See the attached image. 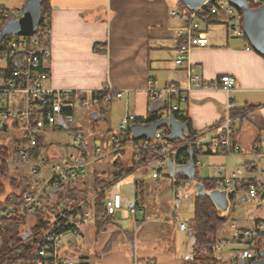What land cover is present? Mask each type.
I'll return each mask as SVG.
<instances>
[{
    "label": "crops",
    "instance_id": "obj_1",
    "mask_svg": "<svg viewBox=\"0 0 264 264\" xmlns=\"http://www.w3.org/2000/svg\"><path fill=\"white\" fill-rule=\"evenodd\" d=\"M24 3L25 0H0V7L22 10ZM47 6L50 8L51 55L45 65L50 74L44 81L46 88L62 91L71 97L75 93L86 95L85 92H97L107 84L113 90L122 91V97L117 99L126 114L132 111L137 118L145 121L151 113L149 107L155 102L150 99L147 89L175 84L186 96L179 110L184 111L191 129L204 142L215 135L212 128L221 119L226 100L229 99L235 105L231 138L242 149L232 155H219L210 149L195 152L192 157L194 182L209 179L215 185L216 172L226 177L241 169L232 198L239 190L245 196L247 192L249 195V188L257 176L261 195L264 196V57L248 45L244 36H236L229 31L225 16L203 20L206 25L221 22L225 28H217L212 36L199 28L207 35L209 44L192 48L188 59L193 66L192 72L198 74L205 84L213 83L223 74L234 76L235 84L228 93L211 87L190 86L188 70L176 64L175 50L181 42L176 32L184 22L171 16L170 11L185 12L178 0H48ZM113 97L102 99L89 109L102 115L105 111L102 105L107 104L106 108L109 109ZM245 106L252 107L236 112ZM76 109L81 108L75 105L72 109L74 126L83 135ZM94 115V119H98V114ZM56 130L54 127L46 128L41 138L45 140L46 133L51 136ZM5 134L12 135L13 143H5L0 136L1 143L10 147L20 144L13 131L7 129ZM128 139L123 142V148L111 142L107 152L100 153V149L95 153L98 168L92 170L91 174H80L78 178L81 182L71 189L91 190L93 185L105 180L108 185H102L99 191L104 193L108 188L117 192L122 197L124 208L135 205L142 211H117L104 224L87 226L78 234H61L59 254L72 258V252L76 251L80 264H179L173 253L163 248L169 239H157L155 229L162 225L160 223L176 216L175 208L172 211L162 204L166 190L172 193L170 176L174 174L180 179L187 177L181 178L175 168L166 166L162 167V172L166 173L164 178H153V165L147 164V161L136 165L139 152L127 147L131 141ZM44 140L39 142V154L44 153L45 146L49 147L44 157L58 162V148ZM256 147L262 151L257 161L253 153ZM82 150L78 159L88 163L90 160L85 158ZM114 155L125 164L124 168L115 170L111 165H106L108 158ZM190 159L185 162L179 159L177 165H186ZM123 169L127 171L117 176ZM72 182L74 180H69V183ZM65 188L62 187L60 193L66 192ZM141 192L143 198L139 195ZM89 195L92 196L91 193ZM136 198L141 203H137ZM255 201V198L251 199V202ZM262 206L264 204L258 207L260 210L257 209L251 228L264 219ZM86 207L91 206L88 204ZM71 220L72 217L69 222ZM64 235L70 237L63 241ZM74 236H78L80 245L73 243ZM157 240L161 241L158 247Z\"/></svg>",
    "mask_w": 264,
    "mask_h": 264
},
{
    "label": "built area",
    "instance_id": "obj_2",
    "mask_svg": "<svg viewBox=\"0 0 264 264\" xmlns=\"http://www.w3.org/2000/svg\"><path fill=\"white\" fill-rule=\"evenodd\" d=\"M252 2L263 4L264 0H252ZM20 15V9L0 7V27L6 20ZM170 15L184 22V25L176 32V36L181 39V42L175 50V62L178 66L185 67L188 70L190 86L196 88L211 87L228 93L235 84L236 79L234 76L223 74L213 83L205 84L200 81L198 74L192 72L193 66L189 62L188 54L192 48H202L209 44L207 35L198 30V25L194 21L197 16L202 20L212 16H225L229 31L236 36H244L241 28V12H238L236 8L224 1L207 0L195 10L185 11L184 13L172 10ZM7 37L9 38L5 41L3 39L0 43H3L0 47V136L5 134L7 129L11 130L20 140V144H17L19 148L17 160L14 155H10L8 159L0 156V160H3L7 165V171H3L0 166V178H2L1 182L5 185V190L9 191L5 178L12 174L20 176L17 170L27 165L29 171H27V174H22L30 178L34 192L24 194L21 203L6 204L4 198L0 199V230L3 229L2 220L7 218L12 210L22 209L27 216H30L36 209L44 206V198L52 188H57L68 180H75L81 174L77 171L78 166L82 164V162H78L79 159H75L73 164L64 163L60 165L58 162H48L44 156L39 154L38 137L42 135L43 131L46 128L59 125V122L66 127L75 128L72 113L75 105L83 109H89L99 103V95H102L103 99L106 100L112 96L122 97L121 90H113L107 84L97 92H85L86 95L75 93L71 97H67L62 91L46 88L44 81L50 76L45 66L51 55L49 42L46 45L43 44L41 39L36 36V32L30 36L10 35ZM8 64L15 65L11 76L5 74ZM147 91L151 100L162 102V108L157 111L159 117L173 115L176 118V115H181L179 105L185 102L186 96L184 91L177 85L167 84L161 88L150 87ZM234 108V103L227 99L221 119L212 128L215 135L208 142H204L199 134L194 132L185 135L183 141L167 145L168 142L165 136L168 134V128L162 127L155 132L152 141L144 139L133 142L131 140L127 147L138 152L142 149L159 148L156 154L146 162L153 165L151 175L153 178L158 179L166 176V173L162 172V167L175 168L178 164L176 156L182 150L191 149L199 152L210 149L220 155L239 153L242 149L241 146L231 138L232 111ZM136 119L132 111L122 118L119 124V133L111 137L112 144L117 145L116 147H124L120 133L124 132L132 123L143 122ZM82 139V133L77 131L74 135V141L80 144ZM0 146L6 145L0 142ZM99 151V147L95 148V153ZM253 153L256 161L262 155V151L258 147L253 149ZM179 159L184 162L186 157L182 156ZM168 161L171 162V167L167 164ZM240 174L239 169L226 177L220 172H216L214 177L215 187L225 190L227 195L235 193V181ZM169 181L173 195V211L176 199L183 195V190L190 187L191 180L180 179L172 174ZM259 183L260 179L257 176L249 188L251 199L256 197ZM7 200L12 202L11 198ZM102 204L103 208L100 211H95L91 207L83 208L81 213L72 217L67 229L62 228L64 231L60 234L44 233L43 236L46 238L44 245L33 249L38 256L35 264H75L71 258L59 254L61 234L66 232L78 234L87 226L98 222H106L117 211L128 213L142 211V208L135 205L124 208L121 195L108 188L104 191ZM179 227L182 230L189 229L184 222H181ZM232 236L236 241H243L244 244L237 259H242L244 264H251L255 255V243L260 241L264 244V219L257 221L251 229H234ZM223 244V241L220 242L218 248Z\"/></svg>",
    "mask_w": 264,
    "mask_h": 264
},
{
    "label": "trees",
    "instance_id": "obj_3",
    "mask_svg": "<svg viewBox=\"0 0 264 264\" xmlns=\"http://www.w3.org/2000/svg\"><path fill=\"white\" fill-rule=\"evenodd\" d=\"M48 0H43L41 5V17L36 30V36H38L43 44L49 42V32H50V8L47 6ZM250 7L254 8L260 4H254L252 0H248ZM178 3L183 10L191 11L183 2L178 0ZM205 9V8H204ZM237 10V9H236ZM240 12L239 10H237ZM213 18H217L212 16ZM218 19V18H217ZM245 37V36H244ZM9 37H5L4 41ZM3 44V43H2ZM0 44V47L2 46ZM15 68V65L8 64L5 70V74L11 76V72ZM99 102L102 101L103 96L99 95ZM252 106H245L236 112L246 111ZM234 111V110H233ZM181 115H176V118L185 123L188 127L189 134L194 133L191 129L190 122L187 115L183 110H180ZM137 118V117H136ZM160 118L157 112L149 113L147 119L143 122L153 121ZM136 120L141 121L139 118ZM16 124V123H15ZM56 129H62L60 125L54 126ZM73 136L76 134L78 129L67 126ZM39 138V137H38ZM121 142L126 139H130L133 142L141 141L147 139L145 137L134 138L131 134L129 126L120 133ZM148 141H152L149 139ZM38 139V145H39ZM178 141L173 142L176 144ZM169 144V143H166ZM159 148L153 149H142L137 155L139 159L135 162L136 165L146 162L149 158L156 154ZM19 148L17 146H0V156L4 159H8L10 155H14L17 160V154ZM195 153L189 154V151L182 150L178 152L176 159L179 161L180 157H186L184 160L187 161L190 157H193ZM179 164V163H178ZM0 166L3 171H7V165L3 160H0ZM16 170V169H15ZM127 169H123L118 172L117 176L123 175ZM177 175L184 178L183 172H177ZM80 176V175H79ZM78 176V177H79ZM76 178L74 182L69 183V180L65 184H61L59 187L55 188V192L51 191L45 196V203L42 208L36 209L33 214L27 216L25 211L22 209L12 210L8 217L2 220L3 229L0 230V264H35L38 256L33 253L34 248H39L44 245L46 238L43 236L44 233L50 232L54 234H60L69 227V219L76 214L81 213L84 207L88 204L95 211H100L103 208L102 200L104 198V193L99 191L102 185H108V181H101L98 185H93L91 190H77L76 184L80 183V179ZM9 187V191L5 190V185H3L2 178H0V198L5 199V203L14 204L21 203L22 196L24 194H32L34 190L31 187V180L29 177L20 174L16 176L14 174L5 178ZM76 182V183H75ZM203 187L209 191L215 188L212 180L206 179L200 182ZM66 186V188H65ZM68 186V188H67ZM65 188V191L60 193L61 188ZM90 191V192H89ZM55 193V194H54ZM91 193L92 196L89 195ZM143 198V192L139 194ZM232 195H229L230 200H232ZM8 198L12 199V202H8ZM140 200L136 198L137 203ZM220 210L211 202L208 197H195L193 217L188 222L190 228V234L193 237V257L185 260L184 264H223V261L214 257L213 252L215 250V234L217 228L225 222V218L220 216ZM104 224L106 222H98ZM255 255L252 261L260 257V252L264 250V244L256 242L254 245ZM204 252V254H202ZM237 260V257L234 258Z\"/></svg>",
    "mask_w": 264,
    "mask_h": 264
},
{
    "label": "rangeland",
    "instance_id": "obj_4",
    "mask_svg": "<svg viewBox=\"0 0 264 264\" xmlns=\"http://www.w3.org/2000/svg\"><path fill=\"white\" fill-rule=\"evenodd\" d=\"M194 21L197 23L198 29L200 28L205 30L208 36L215 34L217 32V28H225V25L221 22L209 23L206 25L199 16H197ZM106 106L107 104L105 106L102 105V107L105 109L102 115L97 113L98 119H94L92 116L93 111L91 109L81 110L83 109L81 107V109H76V118L81 120V130L84 136L80 144H77L74 141V136L68 129H57L51 133V136L46 133L45 140L44 137L41 138L40 135L38 138L39 141L44 140L49 143V145L52 143V147L56 146L58 148L59 157L57 161L60 165H63L64 163L73 164L74 160L79 158L78 156L81 154V150L83 149L84 151L82 150V152L86 154L85 158L90 161L88 163L85 161L79 165L77 171H79L81 174L90 173L92 170L98 168L97 162H95V148L100 147V153L107 152L111 143L109 141L110 136L119 133V124L126 114L124 109L119 105L118 99L115 97L112 98L109 109L106 108ZM98 110L99 106L96 107V112H98ZM10 135L3 134L1 139L5 141V143L12 144L13 140H11L12 137H10ZM48 148L49 147L45 146L43 149L44 153L41 151L43 156H45L47 153ZM118 159L119 158H117L116 155L111 156L108 158L109 162L106 163V165H111L115 168V170L124 168L125 164L122 161H118ZM47 160L48 162H54L52 158H48ZM27 171L29 170L28 166L26 165L20 167V169L17 170V173L27 174ZM195 184L196 183L194 180H191L190 187L183 190V195L176 199L174 207L176 216L170 217L171 219H169L168 222L160 223L162 225H158V227L155 229V232L157 233V239H169L163 248H168V251L173 253L174 259L179 262V264H184L185 260L193 257V237L190 234L189 229H185L184 231L180 230L179 224L184 222L188 225V222L193 217L196 197V190L194 187ZM169 191V189L166 190V197L162 199V204H166L167 208L171 210L173 207V195L171 196L170 194L172 193ZM246 196L242 190H239L230 201L227 209L224 211L220 210L219 212L220 216L225 218V222H223L216 230L214 246L215 250L213 255L214 257L222 260L223 264H236V260L234 258H239L244 245L243 241H236L233 238L232 231L239 228H251L252 220L256 215L255 213L260 210L258 207L264 204V196L261 195L259 186L258 193L255 197V202H251L250 198V200L243 199L248 198V192ZM262 211H264V209H262ZM68 237H70V235H64L62 240L64 241ZM72 241L77 246L80 245L78 236H74ZM222 241L224 244L218 248V245ZM159 245H161V241L157 240L156 246L158 247ZM202 254H204V252H202ZM71 259L75 264H80V259L77 256L76 251L72 252Z\"/></svg>",
    "mask_w": 264,
    "mask_h": 264
},
{
    "label": "water",
    "instance_id": "obj_5",
    "mask_svg": "<svg viewBox=\"0 0 264 264\" xmlns=\"http://www.w3.org/2000/svg\"><path fill=\"white\" fill-rule=\"evenodd\" d=\"M189 9L195 10L201 7L207 0H180ZM210 1H224L241 12L242 21L241 28L244 33L247 43L257 53L264 57V3L257 7H250L248 0H210ZM43 0H25L24 6L22 7V13L20 16L10 18L6 20L0 27V43L2 40L10 35H33L38 27L39 20L41 17V5ZM162 108L161 101H155L149 107L150 112H157ZM97 114L92 112V116L95 117ZM61 128L67 129V127L61 122L58 123ZM168 128V134L165 139L168 143L175 141H183L185 135L189 134L188 127L185 123L179 121L175 116H162L153 121L149 122H136L129 126L131 134L134 138L145 137L147 139L154 138L155 132L162 128ZM192 150H189V154ZM81 163V159L78 160ZM171 167V162H167ZM176 173L183 172L184 175L190 179H195V168L193 159L186 165H176ZM196 195L200 197H208L211 202L219 209L226 210L230 198L225 190L214 188L207 191L200 182H195ZM55 188H52L51 193L55 192ZM237 264H244L242 259L237 260ZM251 264H264V250L260 252V257L251 262Z\"/></svg>",
    "mask_w": 264,
    "mask_h": 264
},
{
    "label": "bare ground",
    "instance_id": "obj_6",
    "mask_svg": "<svg viewBox=\"0 0 264 264\" xmlns=\"http://www.w3.org/2000/svg\"><path fill=\"white\" fill-rule=\"evenodd\" d=\"M55 194V193H54ZM33 253H35L34 251H32ZM37 255V253H35Z\"/></svg>",
    "mask_w": 264,
    "mask_h": 264
}]
</instances>
